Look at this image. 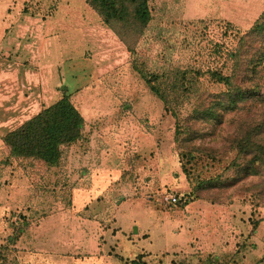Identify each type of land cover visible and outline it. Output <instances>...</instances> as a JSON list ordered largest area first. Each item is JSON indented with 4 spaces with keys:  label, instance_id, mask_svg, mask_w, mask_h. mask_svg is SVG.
Returning <instances> with one entry per match:
<instances>
[{
    "label": "rangeland",
    "instance_id": "rangeland-1",
    "mask_svg": "<svg viewBox=\"0 0 264 264\" xmlns=\"http://www.w3.org/2000/svg\"><path fill=\"white\" fill-rule=\"evenodd\" d=\"M26 1L13 0L8 12L4 8L0 12L5 18H18ZM72 1L76 4L71 18H90L94 43L95 55L86 63L90 69L68 79L70 88L78 91L72 100L88 119L87 137L80 145L63 146L56 166L9 157L1 136L32 116L30 109L39 107L36 102L41 106L50 102L58 82L54 83L55 74L54 84L44 80L39 90L34 89L33 73L45 67L31 63L27 76L16 78L9 92L0 85V115L7 111L1 106L7 97L13 105V110L9 108L13 121L0 126V264L264 262V196L257 199L240 190L258 183L259 177L246 175L225 187L213 180L236 156V150L225 152L223 147L242 111L224 112L220 122L217 117L184 121L193 112L198 93L225 89L209 72H229L238 35L251 26L174 20L172 0H149L151 19L131 51L90 6ZM16 22L0 26L1 39L11 33L37 35V22ZM27 39V45L38 41ZM60 53L49 58L59 62ZM8 59L0 47L1 68ZM138 69L159 75L152 77L153 85L166 90L186 128L179 138L191 124L197 128L193 139H176L177 119ZM256 69H263L264 77V60ZM199 71L202 76L195 75ZM185 145L189 149L184 150ZM212 147L222 154L204 156ZM165 192L177 193L179 203L163 202Z\"/></svg>",
    "mask_w": 264,
    "mask_h": 264
},
{
    "label": "trees",
    "instance_id": "trees-1",
    "mask_svg": "<svg viewBox=\"0 0 264 264\" xmlns=\"http://www.w3.org/2000/svg\"><path fill=\"white\" fill-rule=\"evenodd\" d=\"M59 1L27 0L22 10L24 14L54 18ZM84 2L104 23L117 32L131 51L134 50L136 41L151 19L149 0H84ZM231 55L232 65L228 73L209 72L213 80L225 85V89L219 93H198L193 112L189 113L184 121H188L190 117L196 121L201 118L208 120L217 117L219 121L224 112L242 111L243 114L239 113L237 118L236 129L226 136L223 147L226 149L225 152L236 150V156L228 169L222 170L218 178L213 177V180L220 183L221 187H225L238 183L246 175L258 176L260 179L258 183L240 187V190L250 192L257 199H263L264 87L261 86V81L264 77L263 69H256V66L261 65L264 60V9L256 22L247 31L238 35L236 51ZM139 72L148 80L150 89L163 100L165 110L177 119L176 139L180 142L188 138L193 139L197 128L194 129L191 124H188L186 134L179 138L181 130L184 133L186 128L183 127L184 123H181L178 113L171 107L166 90L153 85L152 77L157 79L159 75H148L142 70ZM195 75L202 76L203 73L199 71L195 72ZM59 78L63 79L61 73ZM182 78L185 80L186 72L182 73ZM85 125L84 116L73 102L71 91L63 89L50 102L43 104L38 113L3 134L1 140L8 150L9 157L33 159L47 166H56L60 161L63 146L72 147L84 142V136L87 137ZM190 146L196 148L195 145ZM186 149H189L188 145L184 146V150ZM220 154L222 152L219 149L212 147L204 156L216 157ZM181 155L185 156V151ZM183 170L189 174L185 163ZM224 177L227 179L221 181ZM214 186L212 182L210 187ZM179 201L180 199L178 203ZM253 234L255 235V232H252ZM253 240L256 244L254 238ZM0 260H3L1 255ZM237 261L236 264H241Z\"/></svg>",
    "mask_w": 264,
    "mask_h": 264
},
{
    "label": "crops",
    "instance_id": "crops-1",
    "mask_svg": "<svg viewBox=\"0 0 264 264\" xmlns=\"http://www.w3.org/2000/svg\"><path fill=\"white\" fill-rule=\"evenodd\" d=\"M17 1L19 2V0ZM82 2L84 8L85 6L89 8L84 0H82ZM4 3L7 4L6 7H3ZM12 3L13 0H0V10L4 8L8 12V9L13 7L10 6ZM74 4L76 3L72 0H60L57 14L54 18L26 14H20L18 18L14 15H6L7 17L5 18L2 14L4 12H0V26L9 25V22L10 24L14 22V25L16 26V21L18 20L21 21L19 25H22L25 21H35L38 23V25H35L38 27V32H36L37 35L35 36L32 34L33 32H31L32 35H28L26 32L19 34V37L11 33L8 36L2 37V39L0 38V47L4 48L6 55L11 58L10 60L8 59V63L4 68L0 67V85H3L7 92H9V89L11 90L13 88L16 78L19 79V76L21 77L22 73H26V69L30 67L29 64L35 63L41 67H45V69H40L39 67L34 71L33 75L35 77L33 85H37V88L34 89L39 90L38 87L44 85V80L48 83L49 79H51L49 82H52V79L56 74L57 78L54 79V83L58 82V84H55L56 89L59 87L60 91L63 89H69L72 96L73 93L78 94L76 88H70V83L68 81L71 80L68 79H71V76L74 77L75 75L79 76L84 74L83 69H90V65L88 64L89 66H86V63H90V55L92 57V55L95 54H93L94 50L91 49V46L94 45V43H90V18H71ZM171 5L173 11H177V16L173 18L174 20L224 21L235 27L249 28L262 14L264 0H172ZM61 11H64V14H62ZM88 12L90 13L89 10ZM62 15L65 17H61ZM27 30H30V27ZM28 37H37L38 41L32 39V43L27 45ZM26 47L28 48L27 50L25 49ZM94 48H96V45ZM58 52H61L59 62L49 58ZM94 69L100 68H96L94 65ZM60 73L63 75L62 80L59 78ZM56 89L54 93L50 95V98H54L59 92ZM9 100L10 98L7 97L4 103H1V106H4L3 109L7 110L6 113L3 115L1 113L0 115V126L3 127L8 126L10 122L13 121V115L11 116L9 114V108L12 107L13 110V105H11L12 102ZM40 109L41 105L39 110ZM39 110H36V113H38ZM83 116L87 124L88 119L85 115ZM30 117L31 116H28L26 119ZM22 122L23 121H21V123ZM262 239H264V235ZM167 245L168 238L166 239L164 248L167 249ZM246 264H250V261ZM260 264H264V262Z\"/></svg>",
    "mask_w": 264,
    "mask_h": 264
},
{
    "label": "built area",
    "instance_id": "built-area-1",
    "mask_svg": "<svg viewBox=\"0 0 264 264\" xmlns=\"http://www.w3.org/2000/svg\"><path fill=\"white\" fill-rule=\"evenodd\" d=\"M35 104L38 105L39 103L36 102ZM38 106L39 107H37L38 108L37 110H39V108H40V105H38ZM30 111H32L31 114L36 113L35 107H33L32 109H30ZM178 200H179V197H178L177 193H175V192H165L163 194V196H162V201L165 202V203H167L168 205H175L178 202Z\"/></svg>",
    "mask_w": 264,
    "mask_h": 264
}]
</instances>
